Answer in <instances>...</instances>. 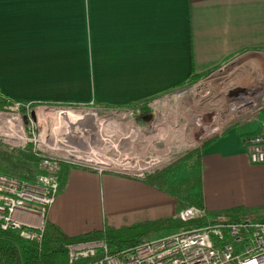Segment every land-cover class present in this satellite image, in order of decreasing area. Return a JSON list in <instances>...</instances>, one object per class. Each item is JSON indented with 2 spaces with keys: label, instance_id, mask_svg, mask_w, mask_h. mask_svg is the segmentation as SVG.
Masks as SVG:
<instances>
[{
  "label": "crops",
  "instance_id": "0c3cea01",
  "mask_svg": "<svg viewBox=\"0 0 264 264\" xmlns=\"http://www.w3.org/2000/svg\"><path fill=\"white\" fill-rule=\"evenodd\" d=\"M191 78L216 91L209 105L227 127L200 150V173L139 180L67 166L46 226L75 237L176 217L192 205L169 189L193 183L209 216L264 219V165L242 143L264 123V110L249 111L264 97V0H0V95L10 101L124 107L174 91L168 118L193 122L204 113L187 114L175 89ZM233 89L244 94L229 98Z\"/></svg>",
  "mask_w": 264,
  "mask_h": 264
},
{
  "label": "built area",
  "instance_id": "2783aa9c",
  "mask_svg": "<svg viewBox=\"0 0 264 264\" xmlns=\"http://www.w3.org/2000/svg\"><path fill=\"white\" fill-rule=\"evenodd\" d=\"M151 102L155 107L156 102L154 100ZM150 103L147 104L150 111L146 114L141 113L140 105L133 108L115 109L105 106L97 107L93 102H89L69 104L66 107H46L52 109L50 113H62L66 110L82 113L83 111L77 110L85 109L84 111L92 114L95 119L96 112L120 111V114H111V117L114 120L122 121L115 119L121 115L124 117L123 122L127 120L132 123L133 116L136 118L140 116L142 119L152 115L147 121L154 122L156 121L155 114ZM13 105H17L20 112L21 109H24V113L34 107L30 106L31 103L13 102L0 112L7 109L12 110L11 106ZM262 110H264V97L261 95L252 107L249 106V111L256 113ZM212 119L209 122H199L201 124L199 126L203 128L202 133L216 131L219 127H224L222 122L216 121L214 116ZM84 120L86 121V119ZM147 121L144 122L147 123ZM64 128L69 132L67 138L78 140V134L71 132L67 124H63L62 133L59 138L57 137L58 139L64 136ZM138 130L140 131L139 128ZM22 133L23 138L20 140L27 139L23 129ZM43 138L47 139L46 134L41 137L40 141V147L46 150V153L42 155L33 153L37 159L38 173L31 179H19L0 173V230L11 232L26 242L40 244L43 240L46 231L47 211L52 205L59 187L58 171L61 164L89 170L96 174L111 172L139 180L145 179L153 172L149 170L152 167L145 164L144 166L147 167L142 166L140 169H132L128 163L124 169L116 168L108 161V157L99 162L84 161L79 157L87 153L77 152L67 145L65 147L57 146V141L50 142L49 139L46 141ZM67 138H63L65 144ZM242 143L249 163L264 165V123L260 125L256 133L244 137ZM28 146L31 147V144ZM66 150L72 151V155L66 156L64 154ZM58 151L62 155L59 156ZM104 160L107 162H103ZM112 167L115 171L111 170ZM175 218L185 223L199 220L203 224L181 227L170 234L155 239H143L137 246L118 254H109L102 241L70 243L65 245L67 264L77 262H83L82 264H264V222L247 218L235 223L226 222L223 216H207L205 210L200 206L186 207L179 211Z\"/></svg>",
  "mask_w": 264,
  "mask_h": 264
},
{
  "label": "rangeland",
  "instance_id": "374dc122",
  "mask_svg": "<svg viewBox=\"0 0 264 264\" xmlns=\"http://www.w3.org/2000/svg\"><path fill=\"white\" fill-rule=\"evenodd\" d=\"M207 80L209 81V79ZM201 84L204 83L186 84L181 88V90L185 89L184 92H181V90L178 91L183 94L182 97L189 99L185 104L181 105L180 108L186 111L187 114L196 113L200 116L203 113H208L210 117L211 115L215 116L218 112L214 107L210 108L209 104L216 91L206 88ZM174 93L175 92L172 91L159 98H155V107H153L152 102H149V105H152L151 109L155 114V122L157 123L160 121L158 126L153 125L154 122L151 121L145 123L140 119V116L137 118L136 116H133V123L127 120L126 122H123L124 117L121 115L117 116L115 119H121L122 121L114 120L111 117V114H120V111L114 110L96 112V123L94 121L91 122V120L85 121L84 119L77 121L79 118L76 116L82 115L83 113L85 114V109L77 110L83 111L82 113L66 110L64 112L65 114H77L70 117L69 120L71 123H69V130L78 134V140L76 138H67L64 134V132L66 133L64 129V136L61 137V141L64 142L63 138H67L65 145L77 152L87 154L94 152L91 154L92 156L86 155L92 158L93 162H99L108 157L109 162L115 165L114 167H119L116 166V164L122 165L123 163L126 162L127 164L128 162V165L132 169H140L144 164L146 165L149 162L156 161L154 166H150V168L152 167L151 169L148 168L153 171L152 174L160 172L166 168V170H169L171 167H173L171 169L173 172L175 170L182 175L189 174V172L191 173L189 169H191L194 162V155H190L189 152L200 148L204 142L227 130V127H219L216 131L213 130L211 132L208 131V133H202L197 130L194 121L178 122L177 118H168V110L173 106L170 99L171 97H174ZM200 99H206L205 101H209L202 103ZM11 107L12 110L7 109L6 111L0 112V115L2 114V116H0V173L19 179H31L36 174L33 164L35 160L33 153L36 152L40 155L46 153V150L40 147V141L42 140L41 137L46 134V138L49 139L50 142L57 141L62 133L63 124L55 122L54 116L50 113L52 109L47 108L46 106L40 107L36 105L33 108L28 109L24 114L18 111L17 105ZM13 107H15V110H13ZM29 112H34L33 117L29 116ZM88 113L89 112H87V114ZM24 116L26 117V122L23 121ZM197 119L195 121H197ZM175 122L176 125L174 124ZM130 123H132L133 127ZM172 125L176 127H173ZM16 127L22 128L26 138L29 140H20V138H18L20 136L15 131ZM133 128L135 130L131 131ZM98 132L99 134H97ZM191 134H197V138L194 139ZM186 138H193V141L191 142L190 140L187 143ZM47 139L45 140L47 141ZM132 139L133 142H131ZM29 144H31V147H28ZM57 154L59 156L62 155L60 154V151H58ZM117 154L125 156L127 159L131 160L127 161L126 159L123 160L124 158H118ZM103 162L107 161L104 160ZM146 167L144 166V168ZM113 169L114 168L112 167L111 170L115 171V169ZM165 171H163V173L167 174ZM101 174L115 173L103 172ZM193 186L194 183L191 187H179L177 185L175 188L170 187L169 191L175 196V199H177L178 202H181V206H196L199 187ZM58 192L59 190L57 191L56 196ZM235 215L239 216L240 213ZM207 216L209 215L207 214ZM215 216L222 215H213L209 217ZM174 230L157 232L147 236L145 239H155L170 234ZM81 233H84V231Z\"/></svg>",
  "mask_w": 264,
  "mask_h": 264
},
{
  "label": "trees",
  "instance_id": "16d2710c",
  "mask_svg": "<svg viewBox=\"0 0 264 264\" xmlns=\"http://www.w3.org/2000/svg\"><path fill=\"white\" fill-rule=\"evenodd\" d=\"M194 82L195 79L191 78L188 84H192ZM183 86L184 85H181L179 87L177 86L175 87V89L182 88ZM155 98L158 97H153L144 100L140 104H128L124 107H111L109 105H105V107L115 108V109H125V108L137 107L140 105L141 113L146 114L150 111L149 108L147 107V104L152 100H154ZM11 103H13V101H10L6 97L0 95V111H2L4 107H6ZM36 105L66 107L69 104H54V103L46 102L43 104H31L30 106L32 107ZM21 113H24V109H21ZM225 133L226 131H223L220 136H224ZM215 138L216 136L204 142L200 148L189 152L190 155H194L193 168L197 171V173H200V166H201L200 155H199L200 150L208 143L212 142ZM33 164L36 173H38L37 159L34 160ZM67 166L68 165L61 164L59 167V171H58L59 185H61L63 182V178H64L63 170H65ZM224 218L226 222H231V223H235L242 219H245L237 215L225 216ZM257 221L264 222V219ZM202 224L203 222L199 220L185 223V222H181L175 217H172L165 219H156L153 221H146L141 224H136L129 227H121L118 229L105 228L101 230H94L75 237H67L62 233H60L55 228L47 226L45 235L40 244H34L23 241L11 232H5L0 230V264H67L65 245L70 243H79L86 241H102L105 243L109 254H118L121 251L137 246L138 244L141 243L143 239L154 233L174 230L190 225L200 226ZM82 263L83 262H77L75 264H82Z\"/></svg>",
  "mask_w": 264,
  "mask_h": 264
},
{
  "label": "bare ground",
  "instance_id": "6f19581e",
  "mask_svg": "<svg viewBox=\"0 0 264 264\" xmlns=\"http://www.w3.org/2000/svg\"><path fill=\"white\" fill-rule=\"evenodd\" d=\"M233 87V86H232ZM203 90V89H202ZM200 93V92H199ZM198 96H200V95H198ZM200 101L201 102H203L204 101V99H200ZM220 110V107H219V109H218V111ZM52 115L54 116V120H55V122L57 123H62V124H67L68 126H70L69 125V123H71V121L69 120L70 119V117L72 116V115H77V114H74V113H64V112H55V113H52ZM204 115L205 116H203L201 119H198L197 121H194V123H195V126H196V128H197V130H199V132H203V128H202V126H199V125H201V124H199V122H204V121H206V119H205V117H206V115H207V117L209 118L210 117V115L208 114V113H204ZM49 116V115H48ZM51 116V115H50ZM76 117H78L79 119L80 118H83V119H86V120H91V122H95V117L92 115V114H90V113H88L87 114V112L84 114H82V115H78V116H76ZM52 120V119H51ZM96 123V122H95ZM92 124V123H91ZM94 124V123H93ZM95 125V124H94ZM130 125L132 126V123H130ZM133 127V126H132ZM95 128H96V126H95ZM65 129V131H66V133L64 132V134L68 137L69 136V132L67 131V129L66 128H64ZM137 129V128H136ZM135 129L133 128L131 131H134ZM16 132H17V134L20 136V137H18V138H23V133H22V128H18V127H16V130H15ZM138 131V130H137ZM136 131V132H137ZM19 132V133H18ZM97 132V131H96ZM205 133H208V131H206ZM97 134H99V132L97 133ZM148 140V139H147ZM150 140H151V138H150ZM131 142H133V139L131 140ZM147 142V141H146ZM149 142V141H148ZM56 145L57 146H62V147H65V143L64 142H62L61 141V138L60 139H58L57 140V143H56ZM72 151H68V150H66V152L64 153L66 156H70V155H72V153H71ZM93 153V152H92ZM74 155V154H73ZM86 155H88V156H92L91 154H86ZM86 155H84V156H81V157H79V159H81V160H84V161H93V159L92 158H90V157H88V156H86ZM118 155V154H117ZM75 157V156H74ZM76 158H77V156H76ZM118 158H124L123 160H127V161H130L131 159H127L125 156H120V155H118ZM109 161V160H108ZM160 162V161H159ZM128 163V162H127ZM155 163H156V161H154V162H149L148 164H146V165H148V166H154L155 165ZM127 164H126V162L125 163H123L122 165L121 164H116V166H122V167H116V168H121V169H124V167L126 166ZM115 166V165H114ZM142 167V166H141Z\"/></svg>",
  "mask_w": 264,
  "mask_h": 264
},
{
  "label": "water",
  "instance_id": "95a60500",
  "mask_svg": "<svg viewBox=\"0 0 264 264\" xmlns=\"http://www.w3.org/2000/svg\"><path fill=\"white\" fill-rule=\"evenodd\" d=\"M239 94H244V91L241 89H233L228 93L229 98H236ZM31 117H32V112L30 113ZM152 115L143 117L142 120L143 121H147L148 119L151 118ZM23 121L25 122V118L23 117Z\"/></svg>",
  "mask_w": 264,
  "mask_h": 264
},
{
  "label": "flooded vegetation",
  "instance_id": "af4514ba",
  "mask_svg": "<svg viewBox=\"0 0 264 264\" xmlns=\"http://www.w3.org/2000/svg\"><path fill=\"white\" fill-rule=\"evenodd\" d=\"M181 90V89H180ZM185 90V89H184ZM183 89L181 91H184Z\"/></svg>",
  "mask_w": 264,
  "mask_h": 264
}]
</instances>
